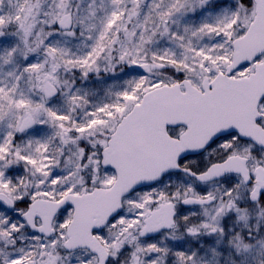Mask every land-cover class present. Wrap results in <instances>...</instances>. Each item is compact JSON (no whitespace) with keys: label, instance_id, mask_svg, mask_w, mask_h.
Returning <instances> with one entry per match:
<instances>
[{"label":"snow or ice","instance_id":"6c2138e0","mask_svg":"<svg viewBox=\"0 0 264 264\" xmlns=\"http://www.w3.org/2000/svg\"><path fill=\"white\" fill-rule=\"evenodd\" d=\"M0 264H264V0H0Z\"/></svg>","mask_w":264,"mask_h":264}]
</instances>
